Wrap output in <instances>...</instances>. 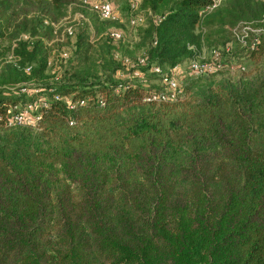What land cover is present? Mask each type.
Segmentation results:
<instances>
[{
    "label": "trees",
    "instance_id": "1",
    "mask_svg": "<svg viewBox=\"0 0 264 264\" xmlns=\"http://www.w3.org/2000/svg\"><path fill=\"white\" fill-rule=\"evenodd\" d=\"M72 2L0 0L13 52L0 60V264H264V35L230 30L264 26V0L140 1L144 64L126 57L130 71L233 42L215 71L232 77L185 102L144 100L163 90L152 71L153 88L114 79L121 64L96 63L86 27L63 38L74 57L49 83L50 23ZM79 9L95 34L117 25ZM29 103L34 126H5Z\"/></svg>",
    "mask_w": 264,
    "mask_h": 264
},
{
    "label": "rangeland",
    "instance_id": "2",
    "mask_svg": "<svg viewBox=\"0 0 264 264\" xmlns=\"http://www.w3.org/2000/svg\"><path fill=\"white\" fill-rule=\"evenodd\" d=\"M113 4L116 7L118 12V17L120 21L117 22V25H113L112 27L118 28L122 37L119 42L110 43L107 41L103 32H99L97 34L94 33V29L90 23H86L84 21L77 20L75 17L81 11L78 3L72 2L69 6L68 13L70 15L69 21L65 23L66 27L72 26L76 27L75 32L77 33L81 28L86 27L89 35V43L91 45V49L89 55L99 64L104 62L103 57L108 54L111 55L115 61L121 64L122 69H116L113 73L114 79L119 80H130L131 83H139L144 87H152L157 86V79L151 75V73L147 70L138 71L137 75L131 74L130 67L123 66V60L127 57L130 58L131 61H134L135 58L141 57L143 53L144 47L140 44V34L138 29L142 28V25H138L135 27L129 26L127 24V4L126 1H117L112 0ZM140 4V3H139ZM139 4L135 8L136 14H141L144 18V13L142 9L139 7ZM71 8V9H70ZM145 19V18H144ZM144 24V23H143ZM215 40V36L211 37ZM73 38L71 39V41ZM219 41V39L217 40ZM230 46L233 45V42L229 43ZM53 45V44H51ZM50 45V46H51ZM50 54L47 58L48 67L46 69V74L49 77L48 82L51 83L56 80H60L62 77L63 69L73 60V46L71 43H64L63 41L59 43L55 42L52 48H50ZM209 50L207 46H203L200 50V54L202 56L208 57ZM13 52L12 47L6 48V43L0 44V60L4 62L6 60L12 59ZM186 62L184 61L176 67L173 71L174 78L176 79L178 86L181 89V96L178 99V102H185L192 95H196L199 92L203 91L205 88L213 85L217 81H220L226 77H232V73L226 72H211L204 76H193L188 73L186 70ZM251 63L245 66L244 72H249L251 69Z\"/></svg>",
    "mask_w": 264,
    "mask_h": 264
},
{
    "label": "built area",
    "instance_id": "3",
    "mask_svg": "<svg viewBox=\"0 0 264 264\" xmlns=\"http://www.w3.org/2000/svg\"><path fill=\"white\" fill-rule=\"evenodd\" d=\"M141 0H127V24L135 27L143 23V16L135 13V8ZM221 0H210V4L206 7L207 10L214 8ZM78 4L84 10H87L95 15L99 21H120L118 12L112 0H78ZM153 20H158L155 15H151ZM70 15L67 14L57 23H50L53 29L60 28L61 35L56 37V41H62L64 37L71 39L76 33V27L68 26L65 23L69 21ZM77 20L89 23L88 18L82 11L75 17ZM233 32L235 38L244 43L243 37L246 35V31L256 34L264 35V26L251 25L246 23H238L230 29ZM239 31V32H238ZM65 33V34H64ZM103 35L109 37L112 41H118L122 37V33L118 28H107L104 30ZM25 38V35H21ZM255 41V38H254ZM13 45V44H12ZM230 45L227 43L223 47H211L209 50V56L205 57L199 54L198 56L188 60L186 62V70L193 76H204L208 73L217 71L220 63L221 50L228 51ZM139 64H144L143 58H137ZM178 65L172 67L169 72H162L158 67L154 66L149 69L156 73L160 77V83L163 85L161 92H153L146 96L144 100L149 102H172L180 98L181 89L178 86L176 79L174 78L173 71ZM128 67V64L125 65ZM138 70H132L133 75H137ZM55 99H57L55 97ZM68 108H73L74 105H82L83 100L69 102L66 101ZM35 104L29 103L24 107L18 105L14 106L13 109H8L5 115L4 124L7 127L16 126H34L37 119V114L34 113Z\"/></svg>",
    "mask_w": 264,
    "mask_h": 264
}]
</instances>
